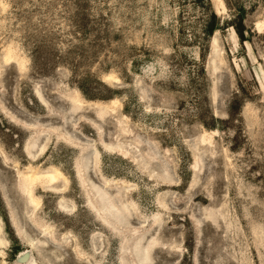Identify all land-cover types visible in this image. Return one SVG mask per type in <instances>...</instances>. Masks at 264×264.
<instances>
[{
	"label": "rangeland",
	"instance_id": "374dc122",
	"mask_svg": "<svg viewBox=\"0 0 264 264\" xmlns=\"http://www.w3.org/2000/svg\"><path fill=\"white\" fill-rule=\"evenodd\" d=\"M0 227V264H264V0H0Z\"/></svg>",
	"mask_w": 264,
	"mask_h": 264
},
{
	"label": "bare ground",
	"instance_id": "6f19581e",
	"mask_svg": "<svg viewBox=\"0 0 264 264\" xmlns=\"http://www.w3.org/2000/svg\"><path fill=\"white\" fill-rule=\"evenodd\" d=\"M234 31V30H233ZM234 33H235V31H234ZM21 64V63H20ZM22 65V64H21ZM74 102H77V101H79L78 100V97L76 98V97H74ZM41 103L44 105L45 103L44 102H42L41 101ZM13 122H17L14 118H12L11 119ZM202 139L204 140V141H206V137H202ZM197 165V164H196ZM54 169V168H53ZM49 173V172H48ZM60 174V172L58 171V170H52L50 173H49V176L48 177H50V178H52V179H55V178H57V176ZM38 176H37V174L36 173H33V174H30L29 176H28V178L26 179L27 181H30V182H33L36 178H37ZM32 185H28L27 186V191L29 192V194L31 195V197L33 196L32 195ZM33 202L35 203V205H38L39 204V201H37V199H34L33 200ZM0 231H1V227H0ZM0 244H2V245H4V242H3V239L1 238V236H0ZM25 253V251H23L22 253H21V255H23ZM26 262V261H25ZM32 262V259H28L27 260V262L25 263V264H30Z\"/></svg>",
	"mask_w": 264,
	"mask_h": 264
},
{
	"label": "water",
	"instance_id": "95a60500",
	"mask_svg": "<svg viewBox=\"0 0 264 264\" xmlns=\"http://www.w3.org/2000/svg\"><path fill=\"white\" fill-rule=\"evenodd\" d=\"M26 254H27V253H26ZM26 254L23 255L21 259H25V258H27V255H26Z\"/></svg>",
	"mask_w": 264,
	"mask_h": 264
}]
</instances>
